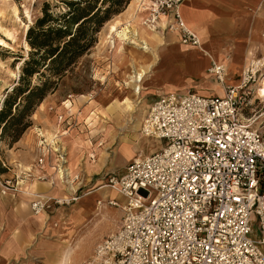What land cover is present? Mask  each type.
<instances>
[{
    "label": "built area",
    "instance_id": "built-area-1",
    "mask_svg": "<svg viewBox=\"0 0 264 264\" xmlns=\"http://www.w3.org/2000/svg\"><path fill=\"white\" fill-rule=\"evenodd\" d=\"M135 1L145 23L156 27L164 18L182 44H199L179 12L183 0ZM263 58L246 64L237 85L223 82L224 67L212 62L208 72L224 85L221 96L169 91L152 101L141 132L166 144L105 176L103 186L125 199L105 201L120 206V225L81 264H264V109L243 114L261 99L254 94ZM43 143L36 165L51 152L60 163V144L52 151ZM16 182L5 180L1 193L16 190ZM51 202L34 199L31 212H45Z\"/></svg>",
    "mask_w": 264,
    "mask_h": 264
},
{
    "label": "rangeland",
    "instance_id": "rangeland-1",
    "mask_svg": "<svg viewBox=\"0 0 264 264\" xmlns=\"http://www.w3.org/2000/svg\"><path fill=\"white\" fill-rule=\"evenodd\" d=\"M42 1L43 0H0V38L6 41L5 46L0 45V106L7 90L17 81L20 72V60L23 56H26L28 50V47L25 46L26 30L35 18L40 15ZM48 1L59 4L58 7L53 9L56 12L63 7L59 0ZM130 2L131 1H128L119 13L112 15L111 18L103 24L96 34L94 45L80 56L75 64L66 71L65 75L59 80L56 89L45 95L44 99L47 98V100L42 106L44 114L40 116L36 113L38 106L42 102L35 108L34 113L29 118L30 125L24 130L18 140H21L22 144L18 145V141H16L9 145V140L0 141V187L3 189L2 185L7 179L16 180L18 182H16V190L6 191L5 193H14L13 202L23 197L19 192V187L21 186L19 183L20 180L26 182H30L33 179L37 181L50 180L51 175L48 174L37 175L32 173L31 176H27L25 167H30L31 172L34 167H38L36 165L37 159L45 152V150H41L44 146L41 145V140H43L45 144L50 145L49 139L51 133H54V126L58 128V131L54 133L55 135H59L60 137L66 136L64 145L68 152V162L72 163L73 167H76L75 170H79V174H77V177L73 181L77 189L69 193L67 200L57 202L60 201L61 198H51V206L43 212L45 215L44 219L43 216H39L43 219V222H39L41 223L40 225L35 219V216L39 214H33L29 208L32 200L28 202V209L32 215H26L23 213L24 211H20L18 207H15L16 210L14 212L17 216H15V221H20L14 224L15 230H23L28 236L26 255L30 256L37 250L40 253L39 257L32 258L39 261L41 264L44 262H52L54 257L57 258V256H54V252L57 250L56 253L58 255L61 248L67 243L77 245L71 257V264L78 259L80 260L79 263L87 259L95 246L93 245V247H91L94 238L102 234L109 223L113 225V229L108 234L115 231L120 225L122 210L120 206L114 207L107 205L105 202L106 199L102 198L101 193L90 195L84 199L82 204H80L81 198H84L86 193L93 192L98 188L96 187L97 185L104 184L107 174H118L120 172L118 164H121V162L122 173H124L125 165L130 158L149 155L161 150L166 144L164 140L146 137L140 134L135 138L136 141L131 143L133 157H130L129 152H126L124 149L120 150L122 137L125 135L134 138L133 135H135V132L137 134L140 130L141 124L135 132L131 130V126L133 125L132 123L135 122L140 110L141 100L143 101L145 111L144 117L147 115L149 109L146 107L148 102L153 101L154 97L146 95L145 91L140 95V103L136 101L133 102L134 111L131 113L129 112L130 115L127 113L122 115L121 113L120 118H117L115 115L112 116V114L109 113L111 115L110 120L105 119V121L102 122L97 119L93 125H89V123L79 115V112L85 111L89 107L88 100L98 97L103 91L106 92L107 99L111 103L119 104L120 101H122V78L117 72L118 63L113 60V56L117 51L114 45H112L114 38L109 32L107 23L110 21H118L120 23L118 26L122 27L126 21L122 18V11L128 7ZM26 11H28V16ZM129 18V16H126V19ZM4 32H7L8 35ZM159 39L161 42V36ZM131 41L132 39L122 40V47L118 49L120 51L122 50V56L127 54L126 47L133 46V44L131 45L130 43ZM261 56H264V48L259 55L252 59H258ZM248 61L249 60H247V62ZM166 66L170 69V63ZM213 78L215 79V77ZM195 81H193V83ZM213 84L217 85L218 83L214 82ZM189 88L191 91L195 90V88ZM175 90L176 88L173 87L165 89V91L179 94L186 91L181 89ZM254 95H256V93ZM67 103H69V105H67ZM74 106L78 107L79 111L77 113H74L76 109V107L74 109L72 108ZM96 106L98 107L100 104ZM251 109L263 110L264 99L261 98L257 100L256 98L250 109L249 107L244 109L243 114L245 116L250 115ZM67 110H69V113L73 114L69 117L72 121H69V124L66 123L67 121L64 123L58 122L57 115L63 114L65 117ZM34 114H36V116H34ZM32 117H35V122L32 120ZM69 118L67 120H69ZM41 123L46 124L42 129ZM65 130L67 131L61 134ZM109 134L114 135L113 140L110 138ZM87 140L90 141L93 146H98V148H103L107 145L105 154L102 156L101 154L98 155L99 153L93 149V147L91 149L88 148V145H86ZM90 153H92L93 156L89 157ZM51 156H53L54 161V153H46L43 164L52 160ZM99 156L101 157L99 168L95 172H92L91 175H88L89 173L86 171L87 164H94L88 159L96 161ZM55 166L54 163L52 167ZM105 190L107 191L106 196H108L111 193V189L106 188ZM97 198L98 201L99 199L101 200L100 205L96 203ZM123 199V197L122 199L120 197L118 198L119 201L122 200V204L124 203ZM101 216L103 219H108L107 223L103 222L99 224L98 222L95 226L96 228H94L93 221L95 218H101ZM0 226L3 227V224H0ZM257 235V233H254L252 236L257 237ZM48 240L55 241L54 243L57 245L52 244V247H50L51 244ZM89 249L91 251L88 253Z\"/></svg>",
    "mask_w": 264,
    "mask_h": 264
},
{
    "label": "crops",
    "instance_id": "crops-1",
    "mask_svg": "<svg viewBox=\"0 0 264 264\" xmlns=\"http://www.w3.org/2000/svg\"><path fill=\"white\" fill-rule=\"evenodd\" d=\"M131 1L134 12L137 14L139 19H143L146 13L137 12L136 1ZM127 8L128 7L122 11V18L125 20H127L126 16L130 17L129 12L133 11L127 10ZM180 13L185 24L199 35L202 46L206 51H208L212 58L210 59L206 55L200 53L195 47L182 44L177 33H170L167 31L165 19L159 20L156 24L155 30L161 36L162 40L160 43L156 42L153 44V66L141 83L142 85L140 95L145 91V94L154 97V100L158 95L169 92L164 90L166 88L173 87L176 88V90L181 89L185 91L187 89L189 90V87H192L195 88L194 92L202 95L221 96L222 89L219 87V84H213L217 81L213 78L214 76L208 72L207 68L212 62L219 64L225 63L227 65V83L233 85L238 82L241 69L246 64L247 60L259 55L264 48V0H184L180 4ZM119 59H121V61ZM113 60L118 63L117 72L122 78L123 86L124 78L130 73L131 59L127 54L122 56L121 51H119V53L116 52V54L113 56ZM168 63H170V69L166 66ZM125 64L127 65L125 66ZM193 81L195 82L193 83ZM46 100L47 98L42 101L36 110V113H38L40 116L44 114L42 106ZM89 101L90 99L88 100V104ZM151 103L152 101H149L146 107L149 108ZM75 107L76 106L72 108L74 109ZM140 109L145 112L142 100ZM78 111V107H76L74 113H77ZM84 112L85 111L79 112V115L85 120L88 118L89 125H93L95 123L94 118H89L90 113L85 118ZM71 115L73 114L69 113V110H67L65 116L67 124H69V121H72L71 118H69ZM34 116H36V114H34ZM68 118L69 120H67ZM143 119L144 114L138 126L142 123ZM32 120L35 122V117H32ZM44 126H46V124L41 123V129ZM54 127L55 130L53 132L55 133L58 131V128L56 126ZM66 131L67 130L61 134L65 133ZM54 133H51L49 141L52 143V138L54 137V141L60 144L61 148L63 147L62 149L66 151L64 165H60L58 167V164L60 163L53 161V156H51L52 160L48 161L42 166L34 167L32 169L33 174L51 175L50 180L37 181L36 179H33L30 182L20 180L19 183L21 182V186L19 187V192L23 197L19 198L16 202H13L15 196L14 193L2 194L0 187V224H3V227L0 226V264H41L39 261L32 258L39 257L40 253L37 250L30 255L31 257L26 255L28 236L25 232H23V230H15L14 224L16 222H20L15 221V207H18L20 211H24L23 213L26 215H32L28 209V202L34 197L38 195L47 196L49 195L48 192H52V195L50 194L47 197H59L66 199L68 198L70 192L72 193L77 189V186L74 183H72V187H74L72 191L62 187L60 184L51 183L53 182L55 174L59 170L64 171V168H68L70 170L72 176L74 177L73 181L77 177V174H79V170H75L76 167H73L72 163L68 162V152L66 150V146L64 145V139L66 136L60 137ZM138 135H140L139 132L137 134L135 132V135H133L134 138L124 135L120 142V150H122V142H128L131 144ZM21 142L22 141L20 140L17 144H22ZM51 145L52 144H50V146ZM86 145H88V148L90 149L92 147L95 150L100 149L98 146H93L88 140L86 141ZM41 150L43 151L45 149ZM131 156L133 157V155ZM88 160L93 162L95 165V167L89 171L86 169V171L89 173L88 175H91L92 172H95L99 168V163L97 160ZM54 163L56 165L55 167L58 168L50 169L49 167H52ZM118 165L120 169L119 173H122V162ZM26 184L27 188L29 187L27 192L33 194L28 198L23 191L24 185ZM96 187L98 188H96L93 192H88L85 194L86 196L84 198H81V204L84 202V199L90 195H96L100 192H102L101 196L103 199H114L118 203L122 204V200H118L119 197L122 199L120 194L111 190V193L106 196L107 191L105 189L109 187H105L103 184H99ZM97 201L98 198L96 199V203ZM123 201L125 202L124 199ZM39 216H43L44 219L45 215L42 213L38 216H35L36 222L39 221ZM107 221L108 219H103L102 216L101 218L99 217V219L95 218L93 221V227L96 228L95 226L98 224V222L101 224L103 222L107 223ZM38 224L40 225L41 223L38 222ZM112 229L113 225L109 223L104 229L103 233L94 238L91 247H93V245H95L99 239L101 240L109 235L108 233ZM54 242L55 241H49L51 244L50 247H52V244H56ZM89 251L91 250L89 249L88 253ZM56 252H54V256H57ZM55 259L56 257H54V260ZM54 260H52V262H44L42 264H54ZM85 260L86 259H84L81 263H83ZM79 262L80 260L78 259L76 262L73 261V264H81Z\"/></svg>",
    "mask_w": 264,
    "mask_h": 264
},
{
    "label": "trees",
    "instance_id": "trees-1",
    "mask_svg": "<svg viewBox=\"0 0 264 264\" xmlns=\"http://www.w3.org/2000/svg\"><path fill=\"white\" fill-rule=\"evenodd\" d=\"M43 0L40 15L26 30L28 45L16 83L0 106V141H18L29 118L45 95L96 41V34L112 15L131 0Z\"/></svg>",
    "mask_w": 264,
    "mask_h": 264
},
{
    "label": "bare ground",
    "instance_id": "bare-ground-1",
    "mask_svg": "<svg viewBox=\"0 0 264 264\" xmlns=\"http://www.w3.org/2000/svg\"><path fill=\"white\" fill-rule=\"evenodd\" d=\"M127 10H130V11L133 10L132 1L128 5ZM136 10H137V7H136ZM137 12H139V11L137 10ZM179 12H180V5H179ZM26 13L28 16V11H26ZM129 15H130V19H127L122 27L118 26V25H120V23L118 21H115V22L110 21L107 23L109 32H110V34L113 35L112 37L114 38V40L112 41L113 42L112 45H114L116 51L122 47V40L132 39V41L130 43H131V45L133 44V46H130V47H126V45H125L126 53L129 56V58L131 59V61H130V73L128 74L127 77L124 78V83H123V87H122V91H123L122 101H120L119 104L118 103H116V104L111 103L107 99L106 92L103 91V92H101V94L98 97H95L94 99L89 101V105H88L89 107L84 112L85 118H86V116H88L89 113H90L89 118H94L95 121L97 119H99V121L101 120L102 122L105 121V119L110 120L111 115L109 113H111L112 116L115 115L117 118H120L121 113L123 115L126 113L129 114V112L131 113L134 111V106H133L134 101L140 103V93H141L140 91H141V85H142L141 83H142L143 79L145 78V76L150 72V70L153 66V64H152V58H153V54H154L153 44L156 42L160 43V39H159L160 35L155 30L154 26L145 23L144 19H139V17L134 12V10L132 12H129ZM162 19L164 20V18H162ZM4 33H6L8 35L7 32H4ZM197 36H198L199 44L196 46H190V47H196L197 51H199L200 53L206 55L207 57H209L211 59L212 57L209 55L208 51H206L205 48L202 46V43H201V40H200V37L198 34H197ZM0 45H3V46L6 45V41L2 38H0ZM25 46L28 47L26 42H25ZM119 51L120 50H118L117 52L119 53ZM119 60L121 61V59H119ZM251 61H252V59H250L246 64H248ZM258 63H259V66L262 65V68H263L264 67V58L262 61H260ZM246 64L242 67L241 73L244 70ZM119 65H120V63H119ZM126 65L127 64H125V66ZM216 65H220V64L216 63ZM221 65L225 69V76L223 77V82L227 83V65L225 63H221ZM210 67H211V64L207 68V70H209ZM241 73H240V76H241ZM239 82H240V79L238 77V82L234 85L239 84ZM217 83L219 84V87H221V89H222L221 91H222V95H223L224 85L219 81H217ZM255 88H256L255 93L257 94V97H261L264 99V68H263L262 73L260 74V76L257 79ZM97 104L98 105L100 104V106L97 107L96 106ZM67 105H69V103H67ZM106 111H107V113H106ZM143 114H144L143 110L140 109L138 112L137 118L135 119V122L132 123L133 124L131 126L132 131L135 132L140 120L142 119ZM124 116H127V115H124ZM129 117H127V118H129ZM145 118H146V115H145V117H144V119L140 125L139 133L141 135H142L141 128H142V125L145 121ZM86 121L88 122V118H86ZM109 136L112 140L114 139V135L109 134ZM135 141L136 140H134L132 143H134ZM50 144H52L51 145V147L53 148L52 151H55L57 148H56V142L54 141V137L52 138V143L50 142ZM100 145H101V143H100ZM106 146L107 145H105L103 148L96 149V151L99 153L98 155L101 154V156H102L103 154H105ZM122 149H124L126 152H129L130 157H132L131 156L133 153L132 152V144H129L128 142H122ZM90 156H93V154L90 153L89 157ZM64 157H62V159L60 160V164H58V167L60 165L64 164V162H65ZM100 160H101V157L99 156L97 159L99 164H100ZM58 167H49V168L55 169ZM94 167H95L94 164H92V165L87 164V170L88 171L93 169ZM25 168H26V170L31 169L29 167H25ZM73 178L74 177L72 176V173L70 172V170L68 168H66V169L64 168V171L59 170L55 174V176L53 178V182H51V183L60 184L62 187L67 188L69 191H72L74 189V187H72ZM105 187H106V185H105ZM28 188H27V184L24 185L23 191H24V194L27 196V198L33 195V194L27 192ZM113 191H115V190H113ZM48 193H49V195L50 194L52 195V192H48ZM100 193H102V192H100ZM49 195H47V196H49ZM47 196L38 195V196L34 197L32 200L37 199V198H42V199L43 198H53V197H47ZM67 199L68 198H66V199L61 198L60 202L62 200H67ZM97 204L100 205L99 203H97ZM42 213H40V214H42ZM38 220H39L38 222H42V219L40 217H38ZM76 248H77L76 244L71 245V244L67 243L65 246H63L61 248L59 254L57 255V258L54 260L53 263L54 264H71V257L73 256V253L75 252Z\"/></svg>",
    "mask_w": 264,
    "mask_h": 264
}]
</instances>
